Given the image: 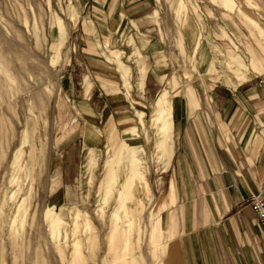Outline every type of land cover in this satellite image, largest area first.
<instances>
[{"label": "rangeland", "instance_id": "rangeland-1", "mask_svg": "<svg viewBox=\"0 0 264 264\" xmlns=\"http://www.w3.org/2000/svg\"><path fill=\"white\" fill-rule=\"evenodd\" d=\"M253 1L264 10V0ZM47 7L48 0H0V264L159 261L167 103L194 97L192 86L204 79L181 41L186 28L195 33L196 11L162 8L174 22L175 56L159 67L155 100L123 106L92 89L82 95L75 69L65 89L64 54L76 42L65 32L59 44ZM121 148L130 159L120 162ZM127 165L142 184L131 186L136 211L126 216L118 174Z\"/></svg>", "mask_w": 264, "mask_h": 264}, {"label": "crops", "instance_id": "crops-1", "mask_svg": "<svg viewBox=\"0 0 264 264\" xmlns=\"http://www.w3.org/2000/svg\"><path fill=\"white\" fill-rule=\"evenodd\" d=\"M250 1L48 0L57 41L71 32L76 42L64 54L68 78L75 69L82 95L92 89L123 106L155 100L159 67L175 56L174 22L162 18V8L196 11L197 29L186 28L181 41L205 80L192 86L200 91L194 97L167 103L163 252L159 261L137 264H264V231L249 206L264 194V10ZM129 153L121 148L120 162ZM127 166L119 185H141Z\"/></svg>", "mask_w": 264, "mask_h": 264}, {"label": "built area", "instance_id": "built-area-1", "mask_svg": "<svg viewBox=\"0 0 264 264\" xmlns=\"http://www.w3.org/2000/svg\"><path fill=\"white\" fill-rule=\"evenodd\" d=\"M249 206L264 231V194L253 196L249 200Z\"/></svg>", "mask_w": 264, "mask_h": 264}, {"label": "bare ground", "instance_id": "bare-ground-1", "mask_svg": "<svg viewBox=\"0 0 264 264\" xmlns=\"http://www.w3.org/2000/svg\"><path fill=\"white\" fill-rule=\"evenodd\" d=\"M117 186H118V183L113 185V187H115L114 190H116V191H117ZM131 192H132L131 186L123 188L122 199L124 201V205L122 208H124V210H125L124 215H126V216L130 215L132 213H135V211H136V207H135L134 203H135V200L137 201V199H135L133 193H131ZM117 216H121V215L119 214Z\"/></svg>", "mask_w": 264, "mask_h": 264}]
</instances>
